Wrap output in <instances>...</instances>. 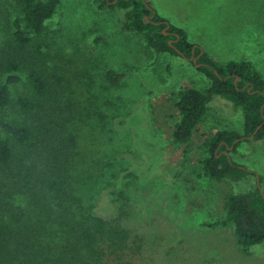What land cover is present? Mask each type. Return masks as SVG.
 I'll return each instance as SVG.
<instances>
[{"label": "rangeland", "instance_id": "obj_1", "mask_svg": "<svg viewBox=\"0 0 264 264\" xmlns=\"http://www.w3.org/2000/svg\"><path fill=\"white\" fill-rule=\"evenodd\" d=\"M149 1L215 59L249 60L264 75V0ZM12 2L0 0V49L9 42ZM124 13L121 8L102 10L96 0H61L38 38L42 46L36 64L45 73L65 75L64 99L74 104L66 108L65 101L61 107L77 153L72 192L84 205L98 209L116 199L121 208L111 217H119L146 239L138 264H264V242L245 252L232 224H202L225 214L230 193L251 190L258 179L264 191V139L242 141L230 153L256 176L239 182L204 176V140L217 130L243 132L242 112L217 96L184 158L185 145L172 135L179 119L177 93L182 87L205 88L209 80L189 60L158 54L141 35L122 31ZM105 35L106 40H96ZM109 69L128 73L110 84ZM3 79L0 59V82ZM23 89V83L15 86L13 100ZM14 101L5 109L8 117L18 116ZM129 171L135 176L125 177ZM115 188L117 194L111 195ZM123 210L128 215L121 216ZM41 214L45 217L27 194L0 183V217L38 224ZM46 245L33 244V251L40 250L41 264H55L51 259L59 250Z\"/></svg>", "mask_w": 264, "mask_h": 264}, {"label": "trees", "instance_id": "obj_2", "mask_svg": "<svg viewBox=\"0 0 264 264\" xmlns=\"http://www.w3.org/2000/svg\"><path fill=\"white\" fill-rule=\"evenodd\" d=\"M96 1L102 10H125L120 23L122 31L141 35L158 54L187 56L209 80L205 88L182 87L177 93L175 107L179 119L172 135L175 142L185 145L184 158H188L189 142L197 125L220 96L241 110L243 132L223 129L209 133L203 143L207 155L200 161L202 174L235 182L256 176L228 155L226 149L234 143L230 153L236 152L242 141L251 140L252 134L255 141L264 139V75L249 60L215 59L190 41L183 28L160 16L149 0ZM60 3L61 0H13L15 16L11 15L7 22L9 42L0 49L4 74L0 82V183L27 194L45 211L38 224H19L0 217V264H41L40 250L33 251V244L38 242L59 250V255L51 259L55 264H138L146 239L123 225L119 217H111L121 208L116 199L113 197L102 206L100 213L95 205H84L80 196L72 192L77 153L73 151L74 136H68L65 130L62 104L67 101L66 108L74 104L71 98L64 99L65 75L45 73L36 64V53H40L42 46L38 38ZM171 39L173 45L169 43ZM190 57L198 58L194 62ZM127 73L128 70L109 69L106 79L117 84ZM20 83L24 89L14 101L13 89ZM12 101L17 117L6 115L5 109ZM124 176L135 173L129 171ZM110 194H117L116 188ZM224 207V215L202 224L209 228L232 224L237 242L245 252L264 242V194L257 185L248 191L230 193ZM120 215H128V211L123 210Z\"/></svg>", "mask_w": 264, "mask_h": 264}, {"label": "water", "instance_id": "obj_3", "mask_svg": "<svg viewBox=\"0 0 264 264\" xmlns=\"http://www.w3.org/2000/svg\"><path fill=\"white\" fill-rule=\"evenodd\" d=\"M116 1V0H115ZM169 28V24H167L166 25V28L164 29V31H165V33H168V32H166V30ZM177 37L179 38V35H177ZM173 40L174 39H171L170 41H169V43L171 44V45H173ZM181 55H184L183 54V52L182 51H180V50H177ZM194 51V50H193ZM184 58L185 59H188V57L187 56H184ZM197 58L198 57H190V59H193V61L194 62H196L197 61ZM199 65V64H198ZM261 126V125H260ZM259 126V127H260ZM259 127H258V129H259ZM257 129V130H258ZM254 138V134H252L251 136H250V139H253ZM227 148L228 149H226V153L228 154V155H230V151L234 148V143L232 144V145H229V146H227ZM258 187H259V189L261 190V192L264 194V191L262 190V188H261V185H260V181H259V179H258Z\"/></svg>", "mask_w": 264, "mask_h": 264}]
</instances>
